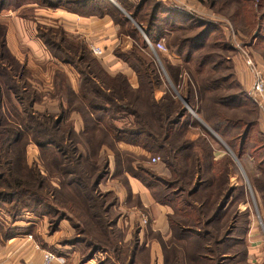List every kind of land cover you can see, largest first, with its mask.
Wrapping results in <instances>:
<instances>
[{
	"label": "trees",
	"instance_id": "trees-1",
	"mask_svg": "<svg viewBox=\"0 0 264 264\" xmlns=\"http://www.w3.org/2000/svg\"><path fill=\"white\" fill-rule=\"evenodd\" d=\"M148 1L150 0H139L133 6L127 2H119L141 26L154 46L167 31L181 30L180 24L183 22H191L195 26L197 24L202 27L201 31L194 35L179 36L170 44L178 55L184 54L181 58L184 64L189 62L192 50L198 47L209 30L216 26L210 21L172 9L157 0H153L149 13L142 16L141 11ZM30 2L49 8H61L80 16L108 15L118 26L119 33L123 34L122 26L127 24L130 29L124 33L132 38L137 35L135 25L108 0H0V11L9 7L17 8ZM258 27L260 30V25ZM48 29L47 33L38 30L42 42L55 58L73 65L78 70L77 90L74 91L70 83H66L65 88L69 98L68 106L76 111L79 117L84 118V127L81 133H76L72 125H60L61 119L59 118L58 121L51 114H36L32 111L29 113L28 111L31 110L29 105L33 100L32 91L25 94L21 92L23 95L18 94L29 108L26 111V118L11 120L0 110V205L9 203L12 210L8 212L12 217L11 227L7 229L0 227L2 239L23 234L19 227L14 228L15 225L12 224L17 222L16 217L25 209L36 210L43 207L50 209L54 214L58 213L56 211L64 210L59 219H63L64 214L71 215L73 211L83 226L85 223L81 218L82 214L91 216L99 224L104 241L102 246L106 248L107 243L113 240L111 233L114 232L112 228L116 220L103 219L113 203H106L103 199L109 193L97 192L96 187L105 173L103 169L107 168V163L100 164L98 157L100 153L105 154L106 149H110L115 155L117 150L115 142L122 141L138 146L150 155L158 154L170 169L172 178L163 181L166 192L158 193L152 190L151 193L156 202L170 208L171 212L167 215L169 226L176 237L182 238L179 241L182 242L184 249L191 247L192 264L224 263L230 252H233L236 241L232 236L235 228L230 229L226 219L221 222V218L228 212L230 206L244 201L243 193L235 195L239 189L236 184L239 183L236 182L235 185L230 183L229 177L232 174L236 177L238 175L237 166L228 153H224L218 159L215 158L211 144L212 137L198 135L192 138L189 135L190 128L200 125L171 91L164 90L160 98L155 97V85L163 81V78L153 61L152 54L147 50L145 41L138 43L134 40L129 47L113 50L115 56L134 71L137 85L132 86L124 73L108 72L100 59L90 53L82 40L67 35L61 27L57 30L58 34L52 32L51 28ZM261 30L259 34H255L252 43L257 41L264 44V33ZM56 36L59 38L54 39ZM0 42L1 48L8 54L5 43L2 39ZM155 50L161 52L157 48ZM142 53L149 59H146ZM208 57L203 56L197 63L199 77L203 75H201L202 67L209 60ZM260 58L264 61V46L260 47ZM11 62L19 66L12 57ZM164 66L171 81L174 83L180 81V68L165 64ZM1 69L6 86L17 89L14 78L9 76L8 71L4 72L5 68ZM12 70L17 73L14 68ZM200 79H205L200 84V97H202L200 99L203 105L196 104L193 98L192 86L195 84L190 75L187 79L186 100L224 139L242 164L245 157L251 159L255 168L252 186L257 195L258 209L264 223V133L259 129L255 117L251 122L245 123L241 132L236 135L230 134L231 130L240 128L238 122L241 123L242 119L233 120L223 115L222 110H229L230 107L243 110L246 106L242 105V100H239L237 94L213 95V93L217 94L221 80L226 79L225 75L211 74ZM74 97L79 99V102ZM73 100L77 102V106L74 105ZM206 100L213 108L208 109L205 106ZM124 117H130L131 122L122 121V125L118 126L116 123ZM254 125L258 128L257 141L251 138V128ZM30 141H34L42 151L51 152L56 175L62 178L60 188L49 183V179L41 175L38 169L27 165L24 145ZM257 142L259 145L256 146ZM77 144H84V152L78 150ZM66 160L71 161L74 166H70L71 163ZM128 168L131 170L130 167ZM128 172L150 188L151 184L148 183L149 186L145 184L146 180L140 175ZM68 184L74 186L75 190L67 192L70 197L65 198L62 192ZM248 212L247 207L243 210L239 209L233 212L234 218H238V215L248 218ZM55 223L57 225V222ZM208 227L216 232L223 231V235H215ZM88 244L90 245L89 241ZM97 244L96 241L91 245ZM171 246L169 254L166 253L164 257L165 264H181L180 249L175 245ZM97 249L98 247L93 248V250ZM220 250L222 251L219 254ZM171 252L173 253L170 254ZM129 264H133V260L129 261Z\"/></svg>",
	"mask_w": 264,
	"mask_h": 264
},
{
	"label": "rangeland",
	"instance_id": "rangeland-1",
	"mask_svg": "<svg viewBox=\"0 0 264 264\" xmlns=\"http://www.w3.org/2000/svg\"><path fill=\"white\" fill-rule=\"evenodd\" d=\"M108 1L121 10L125 17L130 20L137 29L135 38L124 33L130 29L127 24L126 26H122L123 34L118 31L119 35H124L125 41H130L127 47H129L134 40L138 43L144 40L147 44V50L152 54L153 61H155L163 78V81L155 85V97L160 98L164 90L171 91L172 95L182 103L183 107L192 118L199 123V127L190 128L189 135L192 138L198 137V135L212 137L211 144L213 145L214 152L222 154L228 153L232 157L228 151V149L231 151L232 149L227 145L224 139L198 115L195 107L193 108L187 102L186 88L188 75L193 78V83L195 84L192 86L193 98L196 104L200 106L203 105V103H201L202 97H200V84L205 80L200 78L203 76L209 77L211 74L212 76L225 75L226 79L221 80L217 94L213 93V95L237 94L239 100H242V105L246 106L243 110H239L235 107H230L229 110H222L223 115L233 120L242 119L241 123L238 122L240 128L231 130L230 134L236 135L241 132L245 123L248 121L251 122L255 117L257 122L264 128V113L251 92L252 76L250 79H247L248 77L244 78L242 75L244 66L247 67L243 57L245 54L243 52H245L254 63L260 64V47L264 46V44L257 43V41L255 43L252 42L254 41L253 38L255 34H259L261 29V32L264 33V0H157L172 9L183 13H189L202 20L210 21L216 26V28H211L205 39L200 41L199 46L192 50L191 59L189 62H185V64L181 60L184 54L178 55L175 49L171 48L173 46L170 44L172 41L175 42L179 36H192L201 31V26L197 24L195 26L191 24V22H183V24H180V27H182L181 30L175 29L167 31L159 39H162L164 42L166 50L158 53L156 50L149 47L146 41L147 35L144 30L120 4V2L123 1L133 6L139 0H119L120 2L118 0ZM152 2L153 0H150L146 3V7L142 9L140 15L143 16V14L149 13ZM57 9L61 8H49L40 6L35 2H30L17 8L9 7L0 11V40L2 39L3 43H5L6 50L9 54L3 51L0 45V110L9 119L20 120L21 118L27 117L26 111L30 108L31 110L28 111L29 113L32 111L36 114H51L55 119L57 118L56 120L59 121V118L61 119V121H59L60 125H72L76 133H81L84 127V118L79 117V114L68 106L69 98L65 88L66 83H70L71 81V68H73L74 71L77 69L67 62L55 58L49 48L38 36V30L42 33H47L49 31L48 28H51L52 32L58 34L59 32H57V30L60 27L67 35H72L59 23L58 19L60 18L54 11ZM137 24L140 26V31L136 26ZM259 25L260 30L258 27ZM58 38L59 36L54 37V39ZM75 38L82 40L89 51V45L95 43L94 41L87 40L89 39L88 37L84 38L77 36ZM35 43H41L42 46L40 45L38 47ZM95 44L100 46L98 43ZM100 47H102V49L104 48L103 46ZM140 51L142 52V50ZM183 53H185V50ZM143 55L146 59H149L145 54ZM205 55L209 56V60H207L202 67L201 75H203L199 77L197 63ZM11 57L19 63L18 67L11 62ZM262 62L264 63L263 60ZM164 64L180 68V73L178 72L181 74L180 81L175 83L171 81ZM10 66H12L11 68H14L17 73H15ZM1 68H5L4 72L8 71L9 76L14 78L17 89L6 86L5 78L1 75L3 74ZM262 68L264 69V66H262ZM76 72L78 73V70ZM129 80L133 82V84L136 83V80L133 78ZM78 81L79 77L77 85ZM18 88L19 92L17 93ZM28 91L33 92V100L29 108L24 99L18 96V94L23 95L22 93L25 94V92ZM74 99L79 102V99L76 97H74ZM75 100H73L74 105L77 103ZM204 104L208 109L213 108L208 100H206ZM122 121L128 123L131 122V118L124 117L116 124L121 126ZM262 128L259 127L264 133ZM257 130L258 128H256L255 125L251 128V138H254V141H257V137L259 136ZM77 145L78 150L84 152V144ZM255 145L257 146L259 143L257 142ZM115 147L117 149L115 151L116 156L110 149L104 150L105 154H99L98 162L100 164L104 162L107 163V168L103 169L105 173L96 187L97 192L101 194L109 193L105 198L103 197L106 203H113L111 204L108 214L103 216L104 221L116 220L112 228L114 232H112L111 235L114 237L112 236L111 239L113 240L110 241L111 243H107L108 246L106 248L102 246L104 241L101 237L99 224L97 220L86 213H83L81 216L83 223H85L83 226L82 223H79L73 211L71 212L73 216L64 214V218L59 219L62 217L61 214L64 210L62 212L60 210L56 211L58 213L54 214L50 209H44L43 207L36 210L28 208L16 217L18 223L15 224L14 228L19 227L18 229L23 232L22 235H25V237L31 236L29 241L38 246V250L41 251L42 255L44 251L53 252L56 255L63 256L66 264H129V261L132 260L133 264H150L148 261L150 257L148 256L147 250H145L144 242L141 243V239L138 237L139 232L144 230L145 226H147L140 221L144 211L139 209L140 205H138L139 201L137 195H133L129 182L131 178L139 182H141V180L137 179L136 176L128 171L140 175L146 180L145 184L148 185V183H150L151 185H148L150 188H148L141 182L150 192L153 190L158 193L166 192L163 181L172 178V174L162 157L158 154L150 155V153L142 148L122 141H116ZM24 150V157L27 165L38 169L41 175L49 179V183L55 185L56 188H60V180L62 178L56 175V167L52 162L54 157L51 156V152L42 151L34 141L26 143L24 145ZM16 156L19 162V154L17 153ZM153 156L159 157V160L152 162L151 157ZM249 159V157H245L243 164L238 160L240 164L238 165L232 157V162L237 166L238 175L236 177L232 174L229 177L230 183L234 185L236 182L239 183V185L236 184L239 189L235 192V195H239L240 192L243 193L244 201L239 204H233L227 209L228 212L222 215L221 222L226 219L229 228H235L232 236L235 237L236 241L233 252H230L228 259L222 264H264V236H261L262 229L264 230V223L259 217L258 199L252 186V177L254 176L255 168L254 164L252 166V162ZM66 162L71 163L70 166H74L71 161L66 160ZM128 167H130L131 170ZM56 176L58 179L55 178ZM71 190H75V187L68 184L67 188L62 192L65 198L70 197V194L67 192ZM235 202H237V200H235ZM244 205L249 208L248 218L240 217V215L237 214L238 218L235 219L233 212L243 209ZM137 206L139 207L137 208ZM9 210L12 211L11 204L2 203L0 205V227L3 226V229L11 227L10 221L12 217L8 213ZM231 216H233V218H231ZM137 219L139 224H137ZM55 222H57V225ZM200 228L203 229L205 227ZM208 228L215 235H223V231L221 230L216 232L212 228ZM16 235L21 236V234ZM144 238L146 240V236H144ZM94 239L98 242L96 246L91 245L96 242ZM166 242L178 246L181 251V264H192L191 260L193 258L191 254L193 251L190 250L191 247L184 249L185 247L182 246L183 244L179 240L170 239ZM1 243L2 241H0V244ZM94 247H98V249L93 250ZM221 251L222 250L219 251V254ZM248 253L252 255L249 256ZM161 260L159 259V264L162 263ZM42 261L43 259H41L40 264H42Z\"/></svg>",
	"mask_w": 264,
	"mask_h": 264
},
{
	"label": "crops",
	"instance_id": "crops-1",
	"mask_svg": "<svg viewBox=\"0 0 264 264\" xmlns=\"http://www.w3.org/2000/svg\"><path fill=\"white\" fill-rule=\"evenodd\" d=\"M54 11L60 18L58 19L59 23L67 32L72 34L71 36H80L84 38L88 37L89 39L87 40L94 41L95 43H98L100 46L104 47L103 49L105 54L98 58L108 72H110L111 74L121 72L127 75L128 80L130 78L136 80L134 71L113 53V50L115 48H126L129 45L130 41H125L123 37L124 35L118 34V26L113 23L112 19L109 16H80L73 12L65 11L62 9H57ZM35 44L38 47L41 45V43ZM259 65L264 66L261 58ZM76 71L77 70L74 71V69L71 68L72 76L70 83L72 85V89L75 91L77 90V80L79 77ZM242 75L244 78L248 77L247 79H250L252 76L250 71L245 66L244 70L242 71ZM130 83L132 86L137 85V82L133 84V82L130 81ZM258 125L262 128L260 123H258ZM262 130H264V128H262ZM222 155V153L214 152V156L216 159L220 158ZM129 182L133 195H137L139 201L138 205H140L139 209L143 210V214L148 217V224H145L147 226L144 225L145 229L140 231L138 234V237L141 239V243L144 242V246L146 248L145 250H147L148 256L150 257L148 261L150 264H159V259H162L161 264H165L164 257L166 253L169 254L170 248L172 247V244L167 243L166 241H169L170 239H182L181 237H176L169 226L167 215L171 212V210L169 207L156 202L150 190L146 188L141 182L134 178H131ZM138 207L139 206H137V208ZM245 208L246 207L244 205L243 209ZM258 213L259 217L261 218L260 212ZM260 220H262V218ZM17 223L18 222H15L12 225H15ZM137 224H139L138 219ZM144 236H146V240ZM261 236H264L263 229ZM26 238L27 237L22 234L21 236H11L4 240H2L1 237L0 241H2V243L0 244V264H40L42 259L41 251L38 250V248H36V246ZM176 247L178 248V246ZM172 253L173 252H171L170 254ZM248 254L249 256L252 255L251 253Z\"/></svg>",
	"mask_w": 264,
	"mask_h": 264
},
{
	"label": "built area",
	"instance_id": "built-area-1",
	"mask_svg": "<svg viewBox=\"0 0 264 264\" xmlns=\"http://www.w3.org/2000/svg\"><path fill=\"white\" fill-rule=\"evenodd\" d=\"M147 43L151 49L155 50V48H157L161 51L166 50L162 39L158 40L155 43V46L152 45V43L149 40L147 41ZM89 49L91 53L96 57H101L104 54L102 47L96 45L95 43H91L89 45ZM243 53L246 55V56L244 55L243 57L247 65V68L250 70L252 74V86H251L252 95L257 101V104L259 105L260 109L264 113V69L258 63L257 64L254 63L253 60L245 52ZM158 160H159V157L157 156L151 157L152 162H156ZM140 221L142 224H146L148 223V217L142 214ZM27 238L31 239V236H28ZM35 246L36 248H38L37 245ZM42 256H43L42 264H66L65 258L63 256L56 255L53 252L44 251Z\"/></svg>",
	"mask_w": 264,
	"mask_h": 264
},
{
	"label": "water",
	"instance_id": "water-1",
	"mask_svg": "<svg viewBox=\"0 0 264 264\" xmlns=\"http://www.w3.org/2000/svg\"><path fill=\"white\" fill-rule=\"evenodd\" d=\"M124 11V10H123ZM131 18V17H130ZM136 24V23H135ZM137 27H138V29H139V31H140V26H138V24L136 25ZM146 40L148 41V38H146ZM206 126V125H205ZM208 127V126H207ZM226 148L228 149V147L226 146ZM228 151L230 152V154L232 155V157L235 159V161L238 163V159L236 158V156L234 155V153L230 150V149H228ZM238 165H240L239 163H238ZM242 171V170H241Z\"/></svg>",
	"mask_w": 264,
	"mask_h": 264
}]
</instances>
